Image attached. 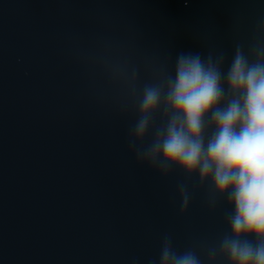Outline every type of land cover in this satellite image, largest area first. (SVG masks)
<instances>
[{
	"label": "water",
	"instance_id": "95a60500",
	"mask_svg": "<svg viewBox=\"0 0 264 264\" xmlns=\"http://www.w3.org/2000/svg\"><path fill=\"white\" fill-rule=\"evenodd\" d=\"M261 25L264 0H0V264H148L165 234L178 252L216 243L227 197L212 209L198 176L137 163L136 112L103 65L136 66L142 87L181 53L222 52L226 73Z\"/></svg>",
	"mask_w": 264,
	"mask_h": 264
},
{
	"label": "clouds",
	"instance_id": "9594fccd",
	"mask_svg": "<svg viewBox=\"0 0 264 264\" xmlns=\"http://www.w3.org/2000/svg\"><path fill=\"white\" fill-rule=\"evenodd\" d=\"M224 64L222 52L204 58L181 53L174 75L154 70L142 87L136 66L103 65L112 82L126 89L122 107L136 112L127 144L137 163L163 177L174 169L186 180L198 176L199 188L210 184V208L227 197L230 209L228 231L216 243L178 252L165 234L158 257L148 264H204L205 258L207 264H264V37L247 52L237 44L226 73ZM177 187L183 215L191 192L186 182Z\"/></svg>",
	"mask_w": 264,
	"mask_h": 264
}]
</instances>
